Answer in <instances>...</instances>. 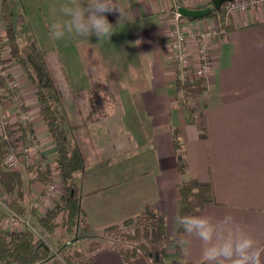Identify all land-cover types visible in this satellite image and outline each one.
Segmentation results:
<instances>
[{
    "label": "crops",
    "instance_id": "0c3cea01",
    "mask_svg": "<svg viewBox=\"0 0 264 264\" xmlns=\"http://www.w3.org/2000/svg\"><path fill=\"white\" fill-rule=\"evenodd\" d=\"M128 1L132 18L128 24L133 28L128 47L115 58H104L101 67V74L108 73L114 80L110 88L116 91L120 115L106 125L95 120L90 126L74 128L83 156L91 155L75 175L86 224L99 218L115 224L152 205L166 216L170 236L178 226V185L189 177L210 184L214 197L213 203L191 216H208L214 222L230 217L257 241L264 264V7L236 13L229 31L212 40L211 70L204 80V92L191 98L196 111L189 117L184 107L189 101L180 100L175 71L168 61L165 30L171 1ZM207 1L187 0L183 6L202 8ZM194 22L207 26L213 19ZM121 59L126 61L121 64ZM95 68L86 65L88 80V74L95 76ZM19 84L29 114L36 117L38 147L31 153L35 159L42 154L51 163L55 148L40 120L32 90L23 82ZM72 95L82 97L83 92ZM62 104L69 124H80L83 118L75 105ZM0 108L17 115L11 100ZM174 132L186 164L184 175L177 166ZM142 148L146 150L145 163L137 165L132 161ZM42 188L43 184L33 182L30 194L40 197ZM173 246L169 245L171 254L165 264H207L205 245L195 235L183 230V255L178 256ZM85 264L125 263L117 251L106 247ZM130 264L148 261L139 256Z\"/></svg>",
    "mask_w": 264,
    "mask_h": 264
},
{
    "label": "trees",
    "instance_id": "16d2710c",
    "mask_svg": "<svg viewBox=\"0 0 264 264\" xmlns=\"http://www.w3.org/2000/svg\"><path fill=\"white\" fill-rule=\"evenodd\" d=\"M226 2L221 5L218 11L213 9L209 15L197 20L211 18L216 22H222L224 19L223 6ZM210 5L211 0L202 8ZM0 17L3 22V32H0V65L6 63L3 55L8 53L9 65L16 68L7 76L0 73V89L4 91V97L13 98L19 90L21 93L22 87L18 84L17 78H14L17 87L14 92H11L6 83L7 78L13 79L17 74L22 76L23 85L32 90L40 120L55 148L51 163L47 162L46 157L40 154L36 160L28 164L20 155L22 167L8 168L3 162L7 153L10 150L17 148L21 150L25 146H30L36 134L35 122L30 119V115L28 120L18 118L14 122L6 124L4 128L6 137H0V187L10 198L7 199L9 208L17 213L23 212L27 207L25 193L28 192L24 189L29 190L30 184L35 181L45 183L51 180L53 178L52 171L55 170L54 176L62 188L59 198L53 200V203L47 206L44 211L38 212L35 209L29 211L34 221L33 230L26 226L18 230L0 227V264H43L51 257L50 249L44 243L43 238L48 237L55 242L57 251L63 252L65 249L63 248L64 239L88 234L90 239L85 248L70 249L62 254L64 264L74 262L85 264L98 250L106 247L117 251L125 264H130L139 256L146 258L148 264H165L164 257L169 252L168 247L171 243L177 252L180 249V256L183 255V250L180 247L183 229L178 225L177 229L169 236L166 216L152 205H147L139 214L127 217L120 223L105 226L98 234L89 233L75 180L76 173L85 166V159L74 139V128L85 127L87 118H83L80 124H69L62 104L63 93L48 71L44 53L35 40L25 44L19 43L20 29L18 26L24 23V15L19 13L14 16L8 0H0ZM187 19L193 20L194 18L187 17ZM222 27L228 32L231 24H223ZM1 70H6V68H0ZM88 77L90 87L82 97L87 98L90 103L89 113L95 115V111H99L100 113H96L101 115V118L94 120L103 125L109 124L120 115L121 111L115 93L113 94V90L108 86L103 89L95 84L92 74H88ZM178 86L181 85L177 82V88ZM182 87L186 89L187 93L200 95L205 90V83L203 79H199L182 85ZM82 97L78 95L75 99ZM184 107L189 117L196 111L186 102H184ZM27 109L28 106H20V112H25L24 110ZM173 142L177 152L178 170L184 175L186 164L180 152L181 143L177 132H174ZM24 173L28 177L27 180ZM178 194V216H191L204 205L214 202L210 184L189 177L183 179L178 185Z\"/></svg>",
    "mask_w": 264,
    "mask_h": 264
},
{
    "label": "rangeland",
    "instance_id": "374dc122",
    "mask_svg": "<svg viewBox=\"0 0 264 264\" xmlns=\"http://www.w3.org/2000/svg\"><path fill=\"white\" fill-rule=\"evenodd\" d=\"M70 0H8L10 9L14 16H17L19 13H22L25 17V21L22 25L18 26L20 29L18 33V41L20 44H25L31 40H35L40 50L44 53V57L46 60V64L48 67V71L51 74L53 81L55 84L61 89L63 93V100L62 103H70V106L77 109V113L79 112L82 118L86 119V125L90 126L89 122L95 121L96 118H101V115H97V113H100L99 111H95V115L92 113H89V107L90 103L88 102L87 98H80L78 101H74L75 97H73L72 93L78 92V93H85L87 92L88 88L90 87L89 80L86 75V65H90L92 70H94V66L97 67L96 74L92 78L93 82L100 86V88H106L107 86H112V83H114V80L110 77V74H101L103 71L102 65L105 64L104 58H115L117 56V53L123 49V47H128V43L130 40V33H132V29L130 25L128 24V21H121L118 22L120 19L118 12H112V13H106L107 19L110 23L114 26V32L110 39L104 38L98 40L94 35L91 36L89 39L79 36H72V35H66L63 39L60 40H53L50 32L49 27L52 23L64 19L63 14L61 12V6L68 4ZM81 4L85 3L86 0H79ZM115 2L124 10L125 14L130 16V13H128V10L131 6L128 0H115ZM238 13V12H237ZM168 19L170 18L171 11L167 12ZM185 19V18H184ZM186 20L187 25H194L196 24L193 20ZM215 22L216 20L213 19ZM192 24H190V23ZM167 27L169 25H166ZM188 26V27H189ZM3 22L0 17V32L2 31ZM190 45V55L191 52H194L193 48L194 46L192 43H189ZM124 50V49H123ZM126 50V49H125ZM128 50V48H127ZM126 50V51H127ZM5 62L0 65V68H6V71L10 74L13 70H16V68H12L9 64V54L5 53L3 55ZM191 62L195 66L197 63L195 61V58L191 55L190 57ZM8 61V62H7ZM112 61V60H110ZM126 60L121 59V64L124 63ZM168 61L171 63L170 65L175 71V87L176 91L178 92L180 96V92L182 97L180 96V100L183 101H189L188 105H191V98L195 94L187 93L186 89L182 86H178L177 88V78H178V66L175 64V62H171L169 59ZM112 64V62H110ZM98 65V66H97ZM194 66L190 67L189 71L190 74L193 73ZM102 67V68H101ZM107 72L108 68L106 69ZM17 78L18 84L23 82L22 76L18 74L17 76L13 77V79ZM205 80V79H203ZM116 81V80H115ZM179 83V82H178ZM28 87V86H27ZM183 88V89H181ZM22 89V88H21ZM24 93V92H23ZM115 93L116 97V91L113 89V94ZM100 94V93H99ZM17 96V99L15 98ZM14 96V100L7 99L4 97V91L0 89V104L3 102H7V100H11L13 104L15 105V113L17 114L14 116L13 114H9L8 111H6L3 108H0V137H1V131L2 128L6 124H9V122H13V120H17L19 117L20 111L18 110V104L20 102L21 107L27 106V101L24 100V97L22 93H20V90L17 95ZM23 110V108H21ZM28 114L30 113L29 110H24ZM97 112V113H96ZM31 116V114H29ZM35 121L36 117L32 116L30 119ZM92 120V121H91ZM94 126H97L93 124ZM97 128V127H96ZM113 126L110 125L109 130ZM96 137H99V134L97 132H94ZM121 134V132H120ZM36 136V135H35ZM1 140V139H0ZM38 144L37 138H35ZM38 146H35V148ZM33 150V149H32ZM31 150V152H32ZM30 151V150H29ZM14 154L16 158L19 159L18 165L12 167L18 168L19 165H21V158L24 160V162L31 163L32 161L36 160L32 153L30 154L27 152V157L24 156L23 150H19L18 148L15 149ZM139 156H136V160H133L132 162L137 165H143L145 163V157H146V150L145 148H142L139 150L138 154ZM22 155V157H20ZM85 161H89L91 159L90 154H86L84 156ZM147 161V159H146ZM22 167V165H21ZM53 178L47 182H40L35 181L43 184V188L41 189L40 197H34L30 193V190H26L28 193H25V201L27 202V207L23 210V212H15L14 210L10 209L7 203L8 196L4 193L2 188L0 187V190L3 195V203L4 206L0 205V227L2 229H13L18 230L25 228L23 225H12L10 222L7 221V217L10 216L12 213L19 215L21 218H23L27 223L30 225V229H34L33 226V219L31 215L29 214L31 209H35L38 212L44 211V209L53 203V200H56L59 198V196L62 193L61 184L59 181L55 178V170L52 171ZM24 177L27 180V175L24 173ZM49 185H52L53 188L48 191L47 188ZM107 218H99L98 221L92 224H87L89 233L91 234H98L105 226L111 225L112 223H108ZM121 221H118L117 223H120ZM89 235V234H88ZM88 235H82L80 237L72 238V239H64L63 240V248H65L62 251H57V246L55 245V242L51 241L48 237L43 238L44 243L48 246L50 249V259L48 261L53 262H59V264H64V260L62 259V254L68 252V250H73L74 248L80 249L85 248L88 243L90 236ZM172 244V243H171ZM62 248V249H63ZM169 252L165 255L164 261L168 259L171 254L170 250L171 247H168ZM178 256H180V249H178Z\"/></svg>",
    "mask_w": 264,
    "mask_h": 264
},
{
    "label": "clouds",
    "instance_id": "9594fccd",
    "mask_svg": "<svg viewBox=\"0 0 264 264\" xmlns=\"http://www.w3.org/2000/svg\"><path fill=\"white\" fill-rule=\"evenodd\" d=\"M64 19L52 23L49 32L53 40L66 35L98 40L110 39L114 26L106 13L118 12L121 21H131V16L115 0H70L61 6ZM140 41H137L139 44ZM103 95V93H101ZM176 223L185 233L195 235L204 245L203 257L207 264H261V249L246 231L231 222L230 217L214 222L208 216H177Z\"/></svg>",
    "mask_w": 264,
    "mask_h": 264
},
{
    "label": "built area",
    "instance_id": "2783aa9c",
    "mask_svg": "<svg viewBox=\"0 0 264 264\" xmlns=\"http://www.w3.org/2000/svg\"><path fill=\"white\" fill-rule=\"evenodd\" d=\"M172 3L170 18L168 19L167 29L165 30L166 35V46L168 59L171 62H175L178 66V82L180 85H185L191 83L195 80L205 79L212 66V54H211V42L215 38L222 37L226 34V30L222 25L230 24L232 16L237 12L246 11L250 9H257L264 7V0H230L227 1L224 6V19L221 22H215L207 25L201 26L199 24L187 25L184 17L178 12L179 4L183 6V3L187 0H170ZM209 2V0L207 1ZM173 8V9H172ZM170 11V10H169ZM190 23V22H189ZM223 23V24H222ZM192 24V23H190ZM189 26V27H188ZM194 46V52L191 55L195 58L196 65L194 66L191 62L190 55V44ZM194 66L193 73L190 74V67ZM0 73L3 76H7L9 73L6 70H1ZM7 86L11 92L15 91L17 83L12 78H7ZM183 89V88H181ZM182 92V91H181ZM180 92V96L182 97ZM15 96V95H14ZM13 96V100H14ZM17 99V96H15ZM20 102L18 104V110L20 111ZM20 118L22 120H28L29 114L27 112H20ZM4 127L1 131V136L6 137L4 128L6 126V121ZM38 146L37 141L34 139L30 146H25L21 148L24 152V156L27 157V152L30 154L32 148ZM30 150V151H29ZM14 150H10L4 157L3 162L8 168H12L19 163V159L16 158ZM53 188L49 185L47 190L50 191ZM0 205L4 206L3 195L0 190ZM7 221L12 225H23L30 227V225L21 218L19 215L12 213L7 217Z\"/></svg>",
    "mask_w": 264,
    "mask_h": 264
},
{
    "label": "water",
    "instance_id": "95a60500",
    "mask_svg": "<svg viewBox=\"0 0 264 264\" xmlns=\"http://www.w3.org/2000/svg\"><path fill=\"white\" fill-rule=\"evenodd\" d=\"M226 1L230 0H211V5L202 9H189L184 6H180L178 7V12L184 17L198 19L209 15L213 9L218 11L221 5Z\"/></svg>",
    "mask_w": 264,
    "mask_h": 264
}]
</instances>
